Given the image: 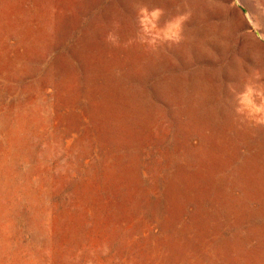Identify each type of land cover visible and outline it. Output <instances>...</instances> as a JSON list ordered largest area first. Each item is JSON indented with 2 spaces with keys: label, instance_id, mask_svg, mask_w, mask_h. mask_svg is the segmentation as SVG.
Returning a JSON list of instances; mask_svg holds the SVG:
<instances>
[{
  "label": "rangeland",
  "instance_id": "1",
  "mask_svg": "<svg viewBox=\"0 0 264 264\" xmlns=\"http://www.w3.org/2000/svg\"><path fill=\"white\" fill-rule=\"evenodd\" d=\"M257 108L264 0H0V264H264Z\"/></svg>",
  "mask_w": 264,
  "mask_h": 264
},
{
  "label": "clouds",
  "instance_id": "2",
  "mask_svg": "<svg viewBox=\"0 0 264 264\" xmlns=\"http://www.w3.org/2000/svg\"><path fill=\"white\" fill-rule=\"evenodd\" d=\"M178 24L179 22H177V27H178ZM254 94V89H252L251 87H249L246 92L244 93V99H243V102L246 103V104H251V97L252 95ZM257 111H264V109H260V108H257L256 109Z\"/></svg>",
  "mask_w": 264,
  "mask_h": 264
}]
</instances>
